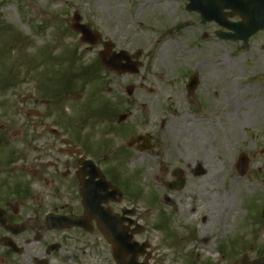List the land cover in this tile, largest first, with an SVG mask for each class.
<instances>
[{"label":"rangeland","instance_id":"374dc122","mask_svg":"<svg viewBox=\"0 0 264 264\" xmlns=\"http://www.w3.org/2000/svg\"><path fill=\"white\" fill-rule=\"evenodd\" d=\"M185 6L176 0H0V131L8 135L11 150L24 152L26 137L14 138L12 131L24 127L28 109L42 113L48 101L56 116L45 122L61 123L69 135L79 132L99 156L107 155L108 146L109 157L116 158L102 165L120 166L126 193L122 205L113 208L136 210L133 219L142 231L133 241L149 245L138 263L254 261L264 258V33L248 48L224 41L215 24L203 23ZM75 12L99 33L97 45L83 43L72 30ZM106 42L117 52L142 51L140 74L120 77L106 71L100 58ZM93 65L99 67L94 75ZM195 73L200 84L189 95L187 84ZM129 86L135 87L131 99L125 93ZM26 95L33 101L23 103ZM54 95L69 97L51 104ZM105 101L118 107L112 121L101 114ZM126 114L129 118L118 126L119 116ZM115 127L122 131L118 136L107 132ZM146 132L154 135V150L126 147ZM118 145L127 153L116 155ZM0 154L8 157L9 151L3 148ZM241 154L250 159L245 176L237 170ZM177 168L184 171L186 185L171 191L165 183L176 180L172 171ZM37 195L39 200L22 202L20 215L31 216L34 224L12 237L23 252L11 254L0 245V264H116L97 227L91 233L46 230L45 215L59 206L50 193ZM221 198H230L236 211L221 217ZM198 202L205 211L188 224L181 213ZM2 235L9 236L0 229ZM55 243L60 249L49 253Z\"/></svg>","mask_w":264,"mask_h":264},{"label":"flooded vegetation","instance_id":"af4514ba","mask_svg":"<svg viewBox=\"0 0 264 264\" xmlns=\"http://www.w3.org/2000/svg\"><path fill=\"white\" fill-rule=\"evenodd\" d=\"M235 20L239 21L240 19L236 17ZM67 96L69 97V95H58L56 103H63ZM26 100L33 101V96L29 95L24 101ZM50 101L52 104L54 99L52 98ZM47 102L42 103L46 105L43 107L42 113L37 108L27 110L29 118H35L36 123L27 118L24 125L25 131H21L24 127L12 131L11 135L14 138L26 137V143L21 145L24 152L22 149H18V152L11 150L8 135L2 134L0 131V149L7 148L9 151L8 157H2L0 154V212L3 214V221L5 222L3 226L0 225V229L9 235L0 237V245L11 254H16V250L19 251L18 254L23 252V249L18 247L12 237L15 238L27 233L34 224V219L31 216L20 219L23 208L22 202L26 199L30 201L39 200L40 196L37 194L41 192L50 193L49 199H56L55 202L59 206V208H55L54 213L51 212L45 215L46 230H48L47 216L49 214L83 219L85 229L91 231L96 227L98 228L97 221L86 212L87 205L85 204L84 193L87 190L94 193L98 192L101 201H104L102 208L109 210L112 214L120 216L125 208L122 207L120 212H116L113 208L115 205L121 206L124 199H126L123 188L125 183L122 182L120 166L108 168L102 165L103 162L108 163V158L114 159L116 156L109 157L111 153L108 151V146H105L107 155L99 156L97 155V149L92 148V143L81 141L82 137L79 132L74 131L69 135L65 133V127L61 123L45 122L47 116H56L53 106L47 107ZM35 103L37 104L38 100H35ZM107 121H110V119ZM164 125L165 122H163ZM119 128H109L110 130H107V132L114 130V134L118 136L122 133ZM2 129L6 130L4 127ZM146 134L144 133V135ZM151 136L152 139L149 140L147 145L153 146L154 150L156 141L154 135ZM93 142L95 144V141ZM143 145H146L144 140L135 147L137 149V147ZM118 147L119 150L116 155L119 152L123 154L125 151L122 146L118 145ZM85 161L92 162L94 167L88 165ZM61 199L63 201L60 204ZM36 221L40 222L41 216L37 217ZM14 226L21 227L23 232L19 235L13 234L8 230V227ZM74 229L85 232L84 229L78 227ZM9 243L12 246H9ZM54 246H57L56 250L60 249V245L55 243L48 247V251L50 252V247L53 249ZM35 264H44V262H35Z\"/></svg>","mask_w":264,"mask_h":264},{"label":"water","instance_id":"95a60500","mask_svg":"<svg viewBox=\"0 0 264 264\" xmlns=\"http://www.w3.org/2000/svg\"><path fill=\"white\" fill-rule=\"evenodd\" d=\"M235 1V2H234ZM224 0H205L203 1L201 6L202 19L205 22H211L213 20L217 21L219 25L227 30L231 31V33L224 34L219 33V36L225 40L231 41H242L248 46L249 39L258 33L261 30H264V11H260L257 13H251L252 2L245 0H228L227 3H224ZM201 5V4H199ZM240 7V8H238ZM225 8H232L236 10L240 14H242L243 22L239 24L229 23L227 21H222L223 18H219L218 16ZM244 10H242V9ZM209 15L208 17H206ZM214 16V17H212ZM82 18L78 13L74 14L73 17V25L72 28L77 32L83 35V42L89 43L91 45H95L99 38L98 33H93L88 26L81 24ZM222 21V22H221ZM106 52L102 53V64L106 69H109L113 72H117L120 76L125 74H138L139 69L142 67L140 63L131 62V57L127 55L126 52H120L119 54H113L107 59L108 53L111 51L113 45L111 43H107L105 45ZM136 59L141 57V52H138L135 56ZM125 61V63H123ZM199 75L195 74L191 77L188 90L191 95L194 93L199 85ZM127 94L132 96L134 94V87L127 88ZM126 116H122L120 121L126 120ZM132 145V144H131ZM146 149V146L143 147ZM249 159L246 155H241L239 159V172L241 175H245L248 169ZM88 165H92L87 163ZM175 176L181 178L183 172L181 170L175 171ZM174 184H170L169 187L173 188ZM178 188L182 189L184 186V181L180 180L178 184ZM85 195V204L87 214L91 215L94 219L97 220L100 228L109 239L111 245L114 248V255L117 261V264H138L136 259L138 256L144 254L148 244H143L141 246L138 243H132V235H128L127 227L123 226L125 221L129 222V225H133L134 222L131 220H127L125 218H118L115 215H111L109 211H105L101 206L104 201H101L100 194L98 192L94 193L93 191H89ZM109 196V195H108ZM96 207V209H94ZM134 215V211H124V215ZM1 223H4L3 216L0 214ZM73 226H79V223L72 218L66 217H50L48 219V228L50 229H61L63 227L71 228ZM86 228V227H85ZM15 233H19L20 229L11 228ZM136 232V231H135ZM9 246H12L9 243ZM131 256V261L127 262L126 257ZM146 264V263H144ZM238 264H264V260L255 261L252 263H246L244 261L239 262Z\"/></svg>","mask_w":264,"mask_h":264},{"label":"bare ground","instance_id":"6f19581e","mask_svg":"<svg viewBox=\"0 0 264 264\" xmlns=\"http://www.w3.org/2000/svg\"><path fill=\"white\" fill-rule=\"evenodd\" d=\"M236 184L235 180L232 181L231 184V189L229 191L226 192L227 196L229 197L232 193V188L233 186ZM220 209L219 214L221 217H224L226 215H230L232 212L236 211V207L233 204L232 200L230 198H226V199H220ZM205 209L201 206V202H198L197 204L194 205V207L188 211H182L181 213V217L185 220L188 221V224H191L192 222L196 221L197 219H199V215L201 213H204ZM221 211V212H220ZM207 219V218H206ZM223 219V218H222ZM224 223V220H223ZM210 245L206 244L205 248H209Z\"/></svg>","mask_w":264,"mask_h":264},{"label":"trees","instance_id":"16d2710c","mask_svg":"<svg viewBox=\"0 0 264 264\" xmlns=\"http://www.w3.org/2000/svg\"><path fill=\"white\" fill-rule=\"evenodd\" d=\"M97 67H98V66H97ZM97 67L95 68L94 65L90 67V70H91V71H93V69H95L94 72H92L93 75L97 72V70H98V68H99V67H98V68H97ZM107 107L110 109V112H113V111H112L113 108H112L110 105H108Z\"/></svg>","mask_w":264,"mask_h":264}]
</instances>
